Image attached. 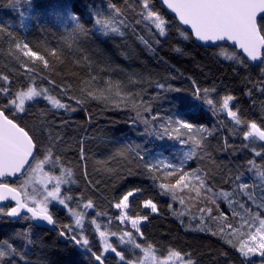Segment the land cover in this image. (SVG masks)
I'll return each instance as SVG.
<instances>
[{"label":"trees","instance_id":"trees-1","mask_svg":"<svg viewBox=\"0 0 264 264\" xmlns=\"http://www.w3.org/2000/svg\"><path fill=\"white\" fill-rule=\"evenodd\" d=\"M12 2L0 0V24L11 23V30L17 39L27 41L32 50L45 55L49 66L24 57L6 34H0V75L9 76L13 89L27 83L31 77L62 103L75 109L71 112L52 109L47 101L42 100L33 104L25 117V122L30 125L46 122L41 139L47 144L51 133L56 142V154L62 158L64 167L73 170L74 182L63 188L67 194L77 199H92L96 205L95 211L108 213V216L97 218L102 227L108 226L110 231L119 232L125 227L130 229V226L121 225L115 219L108 225L109 217L118 214V210L110 206L113 196L126 188L140 187L144 192L131 198L130 210L133 214L139 212L149 216L141 225L147 242L165 252L169 246L190 252L197 264H240L239 254L219 236L186 230L185 226L190 222L193 225L198 223V219L191 220V217L200 216L199 208L212 206L206 203L205 194L197 197L191 188H186L183 192L177 190L175 201L170 195H160V189L148 178L144 165L156 153H161L172 163H178L184 153L191 151L193 157L185 162L184 170L191 173L199 169L201 173H206L210 186L217 192L221 189L232 192L236 187L235 177L241 174L245 182L258 184L255 172L250 171L247 165V160L252 159L253 155L249 149L241 147L242 133L238 132L226 113L219 112L218 105L217 113L213 114L203 98L193 96V85L188 78L197 81L202 89L215 87L219 95L233 94L242 118L259 123L264 121V93L243 79L245 76H250L253 81L260 79L259 68L237 71V66L214 55L218 49L205 48L192 41L180 43L182 38L174 28L167 40L155 35L154 26L146 22L136 23L141 20V0H32V18L26 20V30L18 26L17 10L9 7ZM154 2L156 8L161 10V3L157 0ZM110 4H114L123 15L115 16L109 8ZM22 7L29 12L27 3ZM97 11L102 12L105 18L114 19L117 26L120 19H125L127 26H121L124 35H105L98 30L95 24ZM162 11L167 19H171L172 16L165 9ZM70 14L79 17V23L86 33L73 34ZM140 36L150 43L155 39L161 41L159 46L153 43L156 55L144 46ZM176 46L184 50L183 55L173 50ZM51 49H56V56L50 54ZM91 77L96 79L92 80ZM129 77L144 81L142 98L152 103L153 112L159 110L162 115L167 114L165 110L175 105L173 110L189 111L193 122L205 124L214 134L207 136L200 144L187 136L180 139L167 136L157 138L149 134L151 129L145 130L140 120L133 122L136 113L130 104L116 106L110 101L86 96L89 89L95 91L106 87L105 81L109 79L119 81L124 91L139 92L141 86L132 83ZM149 77L166 81L181 91L166 93V99L153 101L151 97L159 90L154 84H148ZM0 83L3 81L0 80ZM249 89L252 90L251 96L246 94ZM213 95L216 96V93ZM216 98L219 99V96ZM77 99L83 102L77 104ZM81 148L84 159H81ZM141 155L145 157L144 161L139 159ZM256 159L257 164L262 163L259 158ZM175 178L171 177L170 181L174 182ZM190 181L194 187L195 177H190ZM146 198H152L157 203V213L143 208L140 201ZM181 198L185 201L183 205L179 202ZM237 198L246 200L242 196ZM218 202L231 220L227 204ZM169 203L173 206L171 210ZM174 212L183 214L184 225ZM213 214H217L215 209ZM58 216L62 223L71 222L65 211H60ZM30 223L34 222L21 218L10 220L0 213V241L7 240L23 254L22 259L16 258L15 264H64L68 260L74 261V264H90V254L63 240L58 235L59 229L33 227L27 238L16 235L27 230ZM88 235L94 250H97L99 237L92 227L88 228ZM130 247L119 248L125 250L130 259H135L129 251ZM137 255L142 254L137 250ZM116 260L113 254H108V264H116ZM254 264H260L259 258H255Z\"/></svg>","mask_w":264,"mask_h":264},{"label":"snow or ice","instance_id":"snow-or-ice-1","mask_svg":"<svg viewBox=\"0 0 264 264\" xmlns=\"http://www.w3.org/2000/svg\"><path fill=\"white\" fill-rule=\"evenodd\" d=\"M31 2L32 0H13L9 5L17 10L18 26L24 30L26 20L32 18ZM24 3L29 5V12L24 11L22 7ZM165 6L174 14L171 19H167L162 11ZM109 8L115 16L123 15L114 4H110ZM140 8L141 20L136 23L146 22L154 26L155 35L167 40L174 28L182 38L180 43L202 42V47L218 49L214 55L237 66V71L259 68L260 79L253 81L250 76L243 79L264 93V0H161V10L156 8L154 0H141ZM70 16L74 25L73 34L86 33L79 23V17L71 14ZM95 24L103 34L115 33L121 37L124 35L121 26H127L125 19H120L117 26L114 19L105 18L100 11L95 14ZM12 27L11 23L0 24V34H6L15 49L24 57L41 61L48 67L45 55L32 50L27 41L18 40L11 30ZM139 39L153 55H156L153 43L159 46L161 44L159 39H155L153 43L143 36ZM173 50L184 54V50L179 46ZM50 54L56 56V49H51ZM84 59L87 60L88 57L85 56ZM160 59L163 60V57ZM129 79L141 86L139 92L124 91L119 81L109 79L105 81L106 87L97 88L95 91L89 89L86 96L110 101L116 106L130 104L136 113L133 122L140 120L145 125V130L151 129L149 134H154L157 138L167 136L180 139L187 136L189 140L200 144L207 136L214 134L205 124L193 122L189 111L173 110L175 105L172 109L165 110L167 114L162 115L159 110L153 112L152 103L145 102L142 98L144 81L133 80L132 77ZM188 79L193 85V96L196 99L203 98L213 114L217 113L218 105L219 112L226 113L238 132L242 133L241 147L249 149L253 155L252 159L247 160L248 168L255 172L259 183L245 182L241 174L235 177L236 187L232 192L223 189L217 192L210 186L206 173H201L199 169L191 173L184 170L185 162L193 157L191 151L184 153L178 163H172L161 153H156L144 165L148 178L157 184L160 195H170L173 201L177 199V190L183 192L184 189L191 188L197 197L204 193L206 203L212 206L199 208L200 216L191 217V220L198 219V223L193 225L190 222L185 226L186 230L209 232L212 236H219L239 254L240 264H254L256 257H259L260 264H264V121L258 123L256 120L242 118L239 107L234 103L237 98L233 94L219 95L215 87L202 89L197 81L191 77ZM0 80L3 81L0 83V213L10 220L21 218L24 221L35 222L30 223L24 232L17 233V236L27 238L33 227L51 225L54 229H59L58 235L72 247L90 254V264H108L109 253L117 258L116 264H197L190 252L171 246L165 252L146 241L141 224L147 221L149 216L139 212L133 214L130 210V198L140 196L144 192L140 187H129L116 193L110 205L118 210V214L109 217L108 225L110 226L112 219H115L121 225L130 224V229L125 227L115 232L110 231L108 226L102 227L97 218L108 216V213L95 211L96 205L92 199L74 198L62 188L63 185L74 182V173L71 168L64 167L62 158L56 154V142L52 134L49 133L47 144L41 139L47 127L46 122L42 121L39 125L25 122L32 105L42 100L47 101L52 109H64L66 112L75 109L62 103L31 77L27 83H21L15 89L8 75H0ZM148 84L150 86L154 84L159 90L151 97L153 101L166 99L164 95L166 93L181 91L166 81L153 80L151 77L148 78ZM213 93H216L219 99ZM246 94L251 96L252 90L249 89ZM76 102L80 104L83 100L77 99ZM145 113L147 115H144ZM84 158L81 148V159ZM256 158L262 163L257 164ZM139 159L144 161L145 157L141 155ZM192 176L196 180L194 187L190 181ZM171 177H176L174 182L170 181ZM238 196L245 197L246 200L238 199ZM218 201L227 204L231 220L221 210ZM179 202L181 205L185 203L182 198ZM140 203L143 208L150 209L151 213L159 211L157 203L152 198L143 199ZM172 207L169 203L168 208L171 210ZM214 209L216 215L213 214ZM60 211L67 213L70 223L61 222L58 216ZM174 215H177L180 223L184 225L183 214L174 212ZM89 227H92L99 237L97 250H94L89 238ZM112 237H116L118 243L113 242ZM120 245L131 246L129 251L135 259H130L125 250L119 248ZM137 250L142 255H137ZM22 255L18 248L7 240L0 241V264H15L16 258L22 259ZM64 264H74V261L68 260Z\"/></svg>","mask_w":264,"mask_h":264},{"label":"water","instance_id":"water-1","mask_svg":"<svg viewBox=\"0 0 264 264\" xmlns=\"http://www.w3.org/2000/svg\"><path fill=\"white\" fill-rule=\"evenodd\" d=\"M159 3H161V0H157ZM164 9H165V11H166V13L168 14V15H170V16H174V14H172V13H170V10H167L166 9V6L164 7ZM231 42H229V44H230ZM195 44H197V45H199V46H201V44H202V42H196ZM35 223V222H34ZM42 223V222H41ZM43 228H47V229H53V227L51 226V225H45V226H43ZM62 238V237H61ZM63 240H65L64 238H62ZM81 252H84L82 249H79ZM85 253V252H84Z\"/></svg>","mask_w":264,"mask_h":264},{"label":"rangeland","instance_id":"rangeland-1","mask_svg":"<svg viewBox=\"0 0 264 264\" xmlns=\"http://www.w3.org/2000/svg\"><path fill=\"white\" fill-rule=\"evenodd\" d=\"M45 170H46V169H45ZM46 171H47V170H46ZM64 186H65V185H63L62 188H64ZM130 200H131V198H130ZM98 222H99V221H98ZM144 222H145V221H143L142 224H143ZM142 224H141V225H142ZM129 226H130V224H129ZM130 227H131V226H130ZM111 239H112L113 242L116 241V237H112ZM117 243H118V241H117ZM126 246H129V245H120L119 247H126ZM109 254H111V253H109ZM257 258H259V257H257Z\"/></svg>","mask_w":264,"mask_h":264}]
</instances>
